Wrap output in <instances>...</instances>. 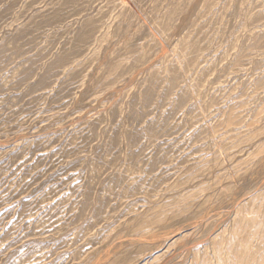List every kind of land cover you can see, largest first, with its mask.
<instances>
[{
    "label": "rangeland",
    "instance_id": "rangeland-1",
    "mask_svg": "<svg viewBox=\"0 0 264 264\" xmlns=\"http://www.w3.org/2000/svg\"><path fill=\"white\" fill-rule=\"evenodd\" d=\"M0 264H264V0H0Z\"/></svg>",
    "mask_w": 264,
    "mask_h": 264
}]
</instances>
